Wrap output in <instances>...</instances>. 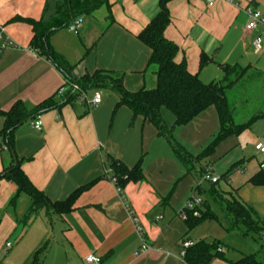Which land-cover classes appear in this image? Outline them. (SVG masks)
<instances>
[{
  "label": "crops",
  "instance_id": "1",
  "mask_svg": "<svg viewBox=\"0 0 264 264\" xmlns=\"http://www.w3.org/2000/svg\"><path fill=\"white\" fill-rule=\"evenodd\" d=\"M55 5L56 0H0V29L15 45L0 52V131L2 114L17 102L28 109L48 100L54 105L38 115L40 131L32 129L31 121L15 130L13 153L0 146V174L18 162L31 185L51 203L85 189L62 215L42 210L23 224L27 206L10 232L15 239L0 242V264L17 242L19 246L9 254L17 258L16 264H23L42 243L47 247L41 264H87L88 256L99 258V264H185L183 242L219 240L225 245L231 237H242L245 246L222 245L224 258L209 264H232L243 255H254L264 264V184L251 183L260 174L264 177V154L255 151L257 144L264 145V118L238 135L215 142L219 121L213 108L185 126H177L173 114L161 108L166 136L188 156L185 166L151 124L133 118L124 107L117 108L118 98L108 89L85 93L89 101L95 93L101 94L95 108L78 99L65 102L57 94L65 78L29 48L33 34L28 21H48ZM167 10L170 24L164 37L178 48L175 62L184 61L187 71L201 82L220 81L221 65L264 74L260 69L264 29H245L248 12L264 17V0H218L212 7L205 0H172ZM157 13L158 0H108L92 14L73 20L79 22L76 34L63 28L50 35L49 43L74 68L76 78L95 71L116 72L123 74L129 92L153 89L155 68L147 66L149 50L137 36ZM257 39L262 45L258 54L253 48ZM202 56L208 62L200 68ZM107 156L128 169L140 161L142 179L127 183L118 193L105 176ZM207 166L219 180L216 192L201 179ZM14 194V185L0 180V205L9 204ZM229 195L261 220L259 235L231 229L222 199ZM192 197L207 203L215 221L188 232L183 210ZM217 205L228 216L223 223L214 210ZM212 224L217 226L214 236L206 228ZM23 235L28 239L22 244Z\"/></svg>",
  "mask_w": 264,
  "mask_h": 264
},
{
  "label": "trees",
  "instance_id": "2",
  "mask_svg": "<svg viewBox=\"0 0 264 264\" xmlns=\"http://www.w3.org/2000/svg\"><path fill=\"white\" fill-rule=\"evenodd\" d=\"M170 1L172 0H158L157 15L137 36L138 41L149 50L147 66L155 68L153 89L142 88L136 92H129L123 86V74L116 72L95 71L91 75L85 74L76 78L73 75L74 68L51 47L49 38L53 32L67 28L79 16L92 14L102 5H106L108 0H56L54 14L48 21H28L33 34L29 48L53 65L65 80L76 84L84 93L89 90L108 89L115 94L118 98L116 107H124L131 112L133 118L140 117L144 122L151 124L156 129L158 136L166 138L177 158L186 166L187 154L178 144L172 145V139L165 134V127L160 117L161 108H166L173 114L177 126L188 125L201 113L213 108L219 121V132L215 139V142H218L227 137L238 135L249 129L255 121L264 118V114H257L243 123H237L234 106L236 90L245 84L258 81L264 74L248 68L221 65L219 66L222 71L221 80L208 84L201 82L196 75L190 74L184 61L175 62L178 48L164 37V31L170 24L167 10V4ZM207 62L208 59L202 56L200 68L204 67ZM78 97V94H69L66 96L65 102H71ZM53 106V102L49 100L32 109L26 108L20 102L15 103L8 112L2 114L4 124L0 131V146L10 154L13 153L15 130ZM104 163L105 172L110 171L105 176L109 179L114 178V185L120 191L127 183L142 179L140 161L131 169L109 156L105 158ZM204 171L205 168L201 171V176ZM0 180H5L15 187V194L8 204L9 209H15L21 195L27 197L28 208L23 216V224H26L34 214L42 210H51L53 214L57 215L69 212L73 200L85 189L76 190L65 201L51 203L31 185L22 173L18 162L1 173ZM251 183L257 186L262 185L264 177L260 174L252 178ZM210 186L212 191L216 192V184ZM199 193H201L200 190ZM222 199L231 218V229H243L244 235L249 233L259 235L262 232V222L251 208L233 198L232 195ZM183 215L188 232L206 222L215 221L214 214L209 210L207 203L203 201L193 210L184 209ZM46 247V243L40 244L23 264H41ZM221 247L220 242L207 243L201 240L184 249L182 260L185 264H209L214 258H224L220 250ZM232 264L259 263L254 255H243Z\"/></svg>",
  "mask_w": 264,
  "mask_h": 264
},
{
  "label": "rangeland",
  "instance_id": "3",
  "mask_svg": "<svg viewBox=\"0 0 264 264\" xmlns=\"http://www.w3.org/2000/svg\"><path fill=\"white\" fill-rule=\"evenodd\" d=\"M260 59H261L260 69L262 72H264V57H261ZM235 88L237 89V86ZM234 102H235V105H234L235 114L237 115L235 120L237 123H243L244 121H246L248 118H250L253 115L264 114V76L258 81L253 82L251 84H245L240 89L236 90ZM259 131L257 129V132ZM7 205H0V237L2 236V239L0 238L1 243H5V241L9 239H11L12 241L15 239V238H11L9 235H10L12 228L14 227L15 219L16 220H18V218L20 219V217L24 214L25 208H27L28 206V199L26 196L21 195L18 199L17 205L15 206V209H14L15 212L9 209ZM220 207L221 206L219 205L214 206V210L216 211L218 215L219 222L223 223V221L226 218H228V216L226 215L224 209H221ZM206 226H208L206 228H208L209 231L214 232L213 235L210 233L206 237H211V235L214 236L217 226H215L214 224L206 225ZM237 238L231 237L227 241H225L226 243L225 242L224 243L225 245H229V246L232 245L236 247L237 249L242 248V246H245L246 242L243 241L242 237H237ZM27 239H28V235L23 238L22 244L26 242ZM216 241L218 242L219 240H216ZM17 245L19 246V242H17L16 244L13 243L12 249L5 253V256L2 259L1 264H16L17 263V260H16L17 258L10 257L9 255L10 252ZM222 245L225 246L224 244Z\"/></svg>",
  "mask_w": 264,
  "mask_h": 264
},
{
  "label": "built area",
  "instance_id": "4",
  "mask_svg": "<svg viewBox=\"0 0 264 264\" xmlns=\"http://www.w3.org/2000/svg\"><path fill=\"white\" fill-rule=\"evenodd\" d=\"M207 3V6L212 7L218 0H205ZM248 16V23L246 25V31L247 32H252L255 31L258 26H261L264 29V17L261 16L259 13L257 12H248L247 13ZM79 25L78 21H73L72 24L70 26H68V30L69 32L76 34L77 33V27ZM15 45L14 43L4 35L3 30L0 29V52L6 49H11L14 48ZM253 48L255 53H260L262 50V45L260 43V40H255L253 42ZM57 94L60 97H65L69 94H78V100L79 102L85 104V106L87 108H95L97 107L100 103H101V94L100 93H95L92 97V99L89 101L86 99L85 93L83 91L80 90V88L71 82H68L67 80H65V83L63 84V86L61 88H59ZM31 127L33 130L35 131H40L42 128V121H41V117L40 116H36L34 118V120L31 121L30 123ZM255 151H257L260 154H264V145L262 144H257L255 146ZM110 173V171H108L107 173L105 172V174ZM201 179L203 182L210 184V185H214L218 183V178L213 176L212 174V167L211 166H207L205 168L204 173L201 176ZM110 181L115 184V179L111 178ZM117 192L120 193V190L117 189ZM201 204V200L198 198H191L186 204L184 209L185 210H193L196 206H199ZM131 214V213H129ZM131 220L133 221V223L136 226V230L137 232H140V229L137 227V222L134 218L131 217ZM191 244L189 242H184L182 244V248L183 250L185 248H188ZM10 246V244H7L6 247L8 248ZM143 250L146 249V247L143 246L142 248ZM184 253V252H183ZM183 253L181 256H183ZM85 263L87 264H99L100 263V259L99 258H95L93 256H88L87 258H85Z\"/></svg>",
  "mask_w": 264,
  "mask_h": 264
}]
</instances>
